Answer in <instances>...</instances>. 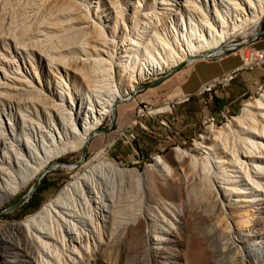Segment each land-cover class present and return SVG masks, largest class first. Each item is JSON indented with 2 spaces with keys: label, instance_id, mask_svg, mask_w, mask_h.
<instances>
[{
  "label": "bare ground",
  "instance_id": "6f19581e",
  "mask_svg": "<svg viewBox=\"0 0 264 264\" xmlns=\"http://www.w3.org/2000/svg\"><path fill=\"white\" fill-rule=\"evenodd\" d=\"M21 1L0 0L1 51L6 38L11 42L8 48L5 47V53H0V205L1 201L20 192L31 179L46 169L61 166L54 161L61 154L81 150L90 135H97V129L105 117L112 118L115 105L131 98L142 80L153 74L171 71L185 62L210 59L222 54L235 46L227 41L230 36L241 34L243 41L249 37L254 38L264 19V0H226L230 5L226 15L214 5V0L213 14L202 4L194 5L195 2L191 4L189 0H178L183 9L193 7L200 18L198 22L191 19L188 26L183 25L180 35L184 36V46L178 41L173 43L170 37L165 36L162 32H169L165 27L161 28L162 32L157 29V20L154 24L156 27L151 24V27L144 25L141 29L131 26L134 33L127 37L126 43L115 47L108 57L114 62L106 63L107 66L99 76L96 73L98 62L93 61L89 65L86 56H79L82 52L88 55L84 43L77 44L81 51L79 54L75 49L69 53L66 50L64 53L62 48L61 52L49 48L47 51L43 45L39 47L41 39L33 41L41 34L38 29L41 23L36 27L30 21L47 4L54 10L53 13L57 12L60 16L67 13L69 19H72L70 17L75 7H71L72 10L68 8L69 5L64 7L67 1L64 6L58 0H34L36 3L25 5ZM110 2L113 3L112 0ZM203 2L209 0H201L200 3ZM155 5H161L163 12L171 9H167L169 5L165 0H158ZM79 8H75L78 17ZM151 10L153 13L154 9ZM120 13L115 12L117 20ZM40 16L37 18L44 15ZM58 16L54 18L53 24L60 29L63 19L60 20ZM131 16H128L130 20ZM47 17L43 18L47 20ZM155 18L160 19L157 16ZM66 20L65 25L68 24ZM45 23L47 26L51 22ZM98 24L91 25L93 38L88 31V37L93 39L89 40L92 42L91 48L96 54L98 46L102 51V47L108 44L103 35L105 31ZM84 26L81 25V28ZM248 27L249 32L246 31ZM112 29L115 30L113 26ZM178 30L175 29L177 35ZM48 33L46 36H49ZM61 36L58 41H65ZM47 40L43 39L41 44ZM258 54H264V51H258ZM263 65L264 59H255L241 68L253 70ZM101 67L103 69L104 66ZM224 83L225 75L207 83V90ZM205 92L201 90L199 93ZM169 108L170 104H167L151 109L148 113L151 116L160 115ZM214 122L215 118L205 122V131L199 134L200 141L194 143L205 153L206 157L201 158V161L187 151L175 148L171 162L156 156L154 163L140 172L135 168L120 167L108 158L107 152L111 145L102 146L92 160L81 163L71 180L44 202L37 212L23 221L4 226V232H0V248H5L10 255L5 252V258L0 256V264H92L119 248L118 243L121 246L124 240L139 236L138 232L144 227L147 232L141 238L149 243L153 241L162 244L171 240L173 222L182 212V207H188L192 214L194 211L195 220L208 227L209 233L208 236L205 234L204 241L215 238L210 237L211 231L219 237L220 248L217 251L224 254H218L215 258H220L222 264H230L232 261L236 264H264V259H257L250 245L258 241L264 249V219H261L264 216V88L258 97L246 101L239 114L227 124L217 128ZM185 160L187 167H182ZM73 166L62 167L71 170ZM173 173H178L181 178L183 175V178L176 184L171 181L172 184L166 185L160 192L151 189L156 200L152 206L144 208L141 203L143 199L134 200L131 197L133 193L130 194V190L126 189L132 181L137 185L141 179L150 181L153 174H157L164 183ZM150 185L152 188V183ZM161 194L168 200H176L177 204L167 202Z\"/></svg>",
  "mask_w": 264,
  "mask_h": 264
},
{
  "label": "rangeland",
  "instance_id": "374dc122",
  "mask_svg": "<svg viewBox=\"0 0 264 264\" xmlns=\"http://www.w3.org/2000/svg\"><path fill=\"white\" fill-rule=\"evenodd\" d=\"M17 1H21V0H17ZM29 1H31V0H29ZM29 1L28 0L27 1L22 0L20 3L21 4L23 3L25 5V4H32V2H33V4L38 2V0H35L36 2H34V0H32L31 3ZM58 1H59V4H62L63 6L65 5V3L67 1V3H66L67 5L64 7H67L69 5L68 8H70V9H71V7L72 8L73 7L79 8L80 7L81 8V9L79 8L80 12H78L79 17L76 15L77 12L75 10H77V9L74 8V10L71 9L74 12L73 13L71 11L73 15L71 14L70 18H72V19L68 18L67 13H66L67 15L62 14V16L65 19L61 18L62 16H60L57 12L53 13L54 10L52 11L51 7L49 8V4H47L48 6L46 5L47 7L45 6L43 8L44 10L41 8L45 12H43L40 9L41 11L38 12V15L35 17L37 18L40 15L41 16L44 15L45 17H47L49 15L48 16L49 19L47 17V20H46L43 18L44 16L43 17L40 16L41 17V18L39 17L40 19H38V18L34 19L33 18L32 19L33 22H32V20L30 21L31 24L34 23V25L33 24L32 25L36 26V27L40 26V23H41V26L38 29L40 30L39 32L41 33L40 36L43 34V36L45 38L43 36H41V37L37 36L36 37L37 40L34 39L33 41L38 42L39 39H41L38 43L39 47H41L43 45L42 46L43 49H45L47 51L49 48V50H52V51L59 49L58 50L59 52H61V50L62 51L64 50V53L66 51H67L66 53H69V52H72L73 49H75V51L79 52V54L81 53V51L78 50L77 46L80 45L81 42L84 43L85 50L87 51L88 55H85V53L82 52L79 56H81L82 58L87 57V64H89V65H91L93 61L98 62L99 64L97 63L98 69H97L96 73H99V76H100V73L107 66L106 63H108V62L112 63L113 60H111L108 57L110 56V54H112L114 52L115 47H117L118 45H122V44L126 43L128 41L127 39L130 37V35H132L134 33L135 30L131 29L132 27L137 28V29H138V27L141 29L142 26H144V25H147L148 27H151V25H152V27H153V25L156 23V20H157L156 24L159 23L158 24L159 26L156 25L157 29L161 30V32H162V29H161L162 27H165L166 29H168V31H169L168 33L165 31L162 33L164 35L166 34L165 36H167L168 38L170 37V40H172L173 43H175V42L177 43V41H178L181 43V46H182L183 45L182 42H184V36H182L180 34L183 32V27H184L183 25L185 24V26H188L192 20H193V22L200 21V18L198 17V14H196L193 7L191 9L189 7H188V9L187 8L183 9L182 3L179 2L178 0H174V2H173V0H171V1L165 0L168 2V5H169V6H167V9L173 8L172 9L173 11L170 9V10H164V12L161 9L162 8L161 5L160 6L158 5L159 8L157 7V5H155L158 0H155V1L154 0H138L139 3H137L138 1H136V0H130V1L129 0H127V1L126 0H112L113 3L110 2L111 0H108L109 2L107 0H62V1L58 0ZM73 1H74V3H73ZM114 1H115V4H114ZM125 1H126V3H124ZM175 1H176V3H175ZM189 1L191 4H193L195 2L194 5L202 4L203 6H206L208 8V10L211 11L210 14H213L212 13L213 0H209L210 3L209 2L200 3L201 0H189ZM171 2L173 5L171 4ZM77 3H78V5H77ZM141 3H143L144 5ZM214 3H215L214 5L217 6V8L219 10L221 8L220 11L224 15H226L225 14L226 11H229L228 9H229L230 5L228 4V1H226V0H214ZM126 4H127V6H126ZM146 4H148V6ZM110 5H111V7H110ZM114 5H116V6H114ZM138 5H141V7ZM108 6H109V8H108ZM113 6H114V10H113ZM132 6H133V9H132ZM151 6H154V7H151ZM176 6L178 7V9ZM115 7H116V9H115ZM122 7L124 9L125 8L126 9L124 10ZM137 8H138V11H141V12L137 13L138 12V11H136ZM141 8H142V10H141ZM45 9L48 10V13L51 11L52 12L48 14V13H46L47 10H45ZM151 9H154L153 13H152ZM174 9H176V10H174ZM186 9L189 11H187ZM120 10H123V11L121 12ZM109 11H111L112 15L110 14ZM118 11H119V13L121 12L123 14V16L120 13V16L118 17V20H117V18H115L116 17L115 12H118ZM168 11H170L169 14H168ZM171 11H172V13H171ZM148 12H150V14ZM80 13H81V15H80ZM126 13H127V15H126ZM141 13H142V15H141ZM164 13H166V14L164 15ZM54 14H55V16H54ZM106 14H107V16H106ZM134 14H136V16ZM144 14H147V15H144ZM154 14H155V16H154ZM180 14L183 16H181ZM51 15H53V16H51ZM58 15L60 16V20H62V19L64 20V21L63 20L61 21V25H60L61 28L60 29L58 26L56 27L53 24L54 18H56V16H58ZM97 15L99 17H97ZM50 16H51V18H50ZM72 16H74V17H72ZM84 16L87 18H85ZM126 16L127 17L131 16V20L129 19L130 17L127 18ZM156 16L160 19L155 18ZM83 17L87 20L84 21L85 19ZM89 17L91 18V20L93 18L94 19L91 21ZM132 17H134V19ZM164 17H165V19H164ZM79 18H80V20H81V18H83L82 20L84 22L81 23L82 20L80 21ZM121 18H123L124 21ZM141 18L143 19L142 21H141ZM149 18L150 19L152 18L151 19L152 21H150ZM154 18H155V20H154ZM167 18H169V19L167 20ZM42 19H44L45 21ZM135 19H138L139 21L135 20ZM228 19L230 20V16L228 17ZM35 20H36V22L38 20L37 25L35 24L36 23ZM51 20H53V21H51ZM65 20L68 23V24L66 23L67 25H65ZM39 21H41V22H39ZM42 21H44V24ZM73 21L74 22L77 21V23H80V24L76 23L77 24L76 25L75 23H73ZM93 21H95V22H93ZM209 21H211V20H209ZM45 22H47L48 24H49V22H51L53 25H50L51 24L50 23L49 25L51 27L49 25L46 26ZM85 22H86V24H85ZM88 22H89V24H88ZM38 23H39V25H38ZM93 23H96V24L99 23L98 25H100V26H98V27L103 28V30L105 31V32L103 31L105 33L103 35H105L107 43L108 44L110 43L109 44L110 46L107 44V46L105 45V47H102L103 48L102 51L99 50L101 47L98 46L97 47L98 48V51H97L98 54H96L95 51L93 52V50H92L93 47L91 46V43H92L91 41L93 39L91 40L90 36L88 37V35H90L92 32L91 31V25ZM160 23H162V24L164 23L165 26H164V24L162 25ZM107 24H108V26H107ZM133 24H135L137 27L133 26ZM149 24H151V25H149ZM69 25L72 27H70ZM81 25L82 26L85 25V26L81 28ZM87 25H88V27H86ZM48 26L50 27V29ZM53 26L56 27V28L54 27L55 30H54ZM105 26H107V27H105ZM112 26H113V28H115L116 31L112 29ZM114 26H117V27H114ZM156 26L154 25V27H156ZM43 27H44V29H42ZM57 28L60 31H61V29H65V30H62L63 33H62V31L57 32L56 31ZM175 29H179L178 30L179 35L176 34ZM44 30H47V32ZM49 30L53 31L54 33L57 32L58 35L53 34V32L51 34V31H49ZM170 30L173 32H170ZM88 31H90L89 32L90 34L88 33ZM246 31L249 32L250 27H248L246 29ZM48 32H50L51 35ZM47 33L49 36H46ZM170 33H172L174 36ZM59 35H63L61 37L64 38V40H65V41H63L64 43L61 42L60 40L58 41ZM125 35H127V36H125ZM144 35H145V33H144ZM234 35L230 36V38L227 40L230 43L235 44V46L232 49H230L233 51H225V55L232 54V55H235L236 57H239V54H241V52L244 50V47L246 45H250L251 47L258 49V51H264V19L260 23L258 35L255 36L254 38L249 37L248 40L243 41L244 38L241 36V34L237 33ZM65 37H66V39H65ZM174 37H175V39H174ZM47 38H48V40L50 38V40L49 41L47 40L46 41L47 43L44 41V44H41V42L43 43V39L46 40ZM86 38H88V39L86 40ZM91 38H93L92 34H91ZM6 39L8 40L9 38H6ZM7 40H5L6 44H3L4 49H2V51H1V48H0V53H5V49H6L5 47L7 46V48H8L9 43L11 44L10 39H9V41H7ZM89 40H91V41L89 42ZM125 40H127V41H125ZM50 41H51V43H50ZM7 43H8V45H7ZM85 43H87V44H85ZM47 44H48V46H47ZM57 45L59 46V48H57L58 47ZM73 45L75 46V48ZM53 46H55V47H53ZM86 46H87V48H86ZM89 47L90 48L92 47V48L90 49ZM60 48H62V49L60 50ZM219 49H221V48H219ZM58 51L56 50L55 52H58ZM107 52H108V54H107ZM234 52H236V54H233ZM7 54L8 53L5 54L6 57H8ZM225 55H223L222 57H224ZM197 60L218 61V58L197 59ZM197 60H195V61H197ZM195 61L185 62V63L179 65L178 67L174 68L171 71H167L166 73H162V74H158V75L153 74V75L148 76L147 77L148 79L145 78L144 80H142L140 85L138 86V89L131 96V98H129L126 102L118 103L115 105L114 114H113L112 118L105 117V119L102 121V123L100 124V126L97 129V131H98L97 135H94L88 141L87 147H86V153H85L84 158L81 160V162H79V161H80V158L82 155V149L84 147L78 151H66L65 154H61L58 158H56L54 160L55 162L61 164V166H58L56 168H51V170L48 171L40 179V181L38 182L36 188L34 189L32 194L30 195V197L23 204H21L20 206H18L16 209H14L12 211L7 210L8 207H10L11 205L18 202V200L24 194H26V192L29 190L30 186L32 185V183L34 182L36 177L31 179L28 182V184L22 188V190L20 192H18L17 194H15L14 196H12L8 199H4L3 201H1V205H0V232H4V230H2V229L4 228V226L7 223L23 221L29 215H32L35 212H37L39 210V208L43 205L44 202H46L48 199L52 198L66 183H68L71 180L72 176L79 169L81 163L83 164L84 162L92 160V157L94 156V154L100 148H102V146H104V145H111L110 148L108 149V152H107L108 158L110 160L116 162L122 168H135L140 172L144 171L146 169V167L153 164L154 158L156 156H162L167 161L171 162L170 161L171 156H172L171 154L173 152V149H175V148H180L182 150L187 151L190 155L199 159V161H201L200 160L201 158L206 157L203 149L197 148L194 144V143H196V141L197 142L200 141L199 134L204 133L205 128H206L205 122L208 119L215 118V122L213 124L215 127L219 128V127L223 126L224 124H227L231 118L237 116L240 111H238V113H229L228 119H225V121L219 122V121H217V117H215L214 115H212L210 113L201 115V113H198V111L196 110L197 113H194V115H193V122L196 123V126L199 125V131H198V133H196V135L193 138H185L188 141V143L184 146L181 145L177 141L176 133H179L180 129L178 128L176 130H173L172 121L170 120V117L173 114V113H171L173 110L171 105L167 111H165L164 113H160L161 117L166 116L167 120L169 121V124L166 126L168 128H166L165 132L155 131L152 134H145V133L141 132L143 130H141L138 126H134V121H133L134 117H135V109L138 106H140V102L145 103L147 105L148 112H149V110H151V109L154 110V109L163 107V106H165V104H167V102L174 101L173 97H174V94L176 91L175 85H178V83L181 82L186 77V75L184 76V78L181 81H179L177 83H175L176 77L181 72H183L185 70H188V73H189L191 71V69L193 67V63ZM101 65L104 66L103 69H101L102 68ZM99 66L101 68H99ZM260 67H264V65L260 66ZM260 67H255L254 69H257ZM249 71H251V70H249ZM91 74H93V73H91ZM261 85H262V88H264V84H261ZM261 89L259 90V87H258V91L256 92V94L254 96H252L251 98L246 99V101H249V100H252V99L258 97V95L261 93ZM246 101H244L242 103V105ZM242 105H241V108H242ZM148 115H150V114L148 113ZM146 117L148 118L149 116H146ZM156 117H158V115H156ZM127 129H134L136 134H137L135 140H133L130 143L126 142V137H128ZM169 135L173 136V138H171L170 140L167 138V136H169ZM192 139H195V141H192ZM138 145H140V147H141L140 149H141L142 153H140L138 151ZM186 164H187V160L183 161L182 167L183 166L187 167ZM68 165H72V166L74 165V166L71 170L67 169L66 167H62V166H68ZM172 175L173 176H171L169 178V180L166 181L167 184H166V182H164L165 184L162 183L163 181H161V179L159 178V176L157 174H153L150 181H148L147 179H145L146 181L141 179L139 181L138 185L135 181H132V182L128 183L126 189L130 190L129 191L130 194L133 193V194H131V197L134 200H140V201L142 199L144 200V201L142 200L143 202L141 201L142 206L144 208L146 206H149V205L152 206V205H154L152 203H154L156 200H155V193H154V191H151V189L160 192V189L165 188L166 185L172 184V182H174L176 184L178 181H180L183 178V175L181 178V175L179 176L178 173H176V174L173 173ZM153 177H154V179H153ZM176 177H178V178H176ZM170 179H172V180H170ZM174 179H176V180H174ZM147 182L152 183V188H150L151 183L147 184ZM154 184H156L155 189H153ZM148 186H149V188H148ZM160 186H163V187H160ZM149 189H150V191H149ZM151 197L152 198L154 197V199H152ZM161 197L169 203L174 202V204H177L176 200H174V201L168 200L169 198H167L164 195L162 196V194H161ZM148 198H150V199H148ZM146 203H149V204L147 205ZM145 213H146V211H145ZM194 217H195L194 211L192 214V212L190 211V209L188 207H182V212L177 216L176 220L173 222L174 225H173V230H172L173 234H171V240L166 241L165 243H162V244H155V243H153V241H151L149 243L145 239L141 238L142 234L144 232H147V229L144 227L143 230H140V233L138 232L139 236H137L136 238L133 237V238H130L128 240H124L123 243L121 244V246H120V243H118L119 248H117L115 251H112L111 253H109L108 256H105L104 258L96 260L92 264H119L118 262H120L121 264H222L220 261V258H217V259L215 258L219 254V252L217 251L220 248V244H219L220 239H218L219 237L214 236L213 231H211L212 233L210 232L211 234H209L210 237H212V238L215 237V238L210 239L209 241H206V240L204 241L203 238L205 237V234L208 236L207 233H209L208 227H206V225L200 223L199 221L195 220ZM261 219H264V216H262ZM158 225H159V223H158ZM125 236H123V237H125ZM250 245L254 248L255 253L257 254L256 258L259 259L260 261H261V259H264V252H263L264 249H263V247H261V243H258V241H254ZM5 252H6L5 248L4 249L0 248V256L1 257L3 256L5 258V255H6V254L4 255ZM222 254H224V253H220L219 255H222ZM7 255L9 256L10 253H7ZM221 257H223V256H221ZM200 258H201V260H200ZM198 259H199V261H198ZM230 264H236V262L234 263V261H232ZM245 264H247V263H245Z\"/></svg>",
  "mask_w": 264,
  "mask_h": 264
},
{
  "label": "crops",
  "instance_id": "0c3cea01",
  "mask_svg": "<svg viewBox=\"0 0 264 264\" xmlns=\"http://www.w3.org/2000/svg\"><path fill=\"white\" fill-rule=\"evenodd\" d=\"M241 67L240 58L229 54L221 57L218 61L197 60L193 63L189 73L188 70L181 72L176 77L175 83L181 81L185 75L186 77L178 85H175L174 101L167 102L173 108L171 112L173 114L170 117L173 130L179 128V133L184 138H193L198 133L199 125L196 126V123L193 122V115L197 113L196 110L201 113L203 100L206 98V92L199 93L201 91L199 88L201 84L207 81L212 79L215 81L223 77L224 75L221 74L227 71L236 76L229 82L222 94L212 96L207 104V111L215 117H218L220 111L224 109L228 113H238L242 103L254 96L258 91V87L260 90L261 84L264 83V67L251 71ZM219 89L220 86H217L211 90ZM186 98L189 99L186 100ZM158 119H163L166 126L169 124L166 116L148 117L144 121L147 130L141 132L145 134H152L155 131L165 132L168 127L161 125ZM167 138L170 140L173 136L169 135ZM140 148V145H138V151L142 153Z\"/></svg>",
  "mask_w": 264,
  "mask_h": 264
},
{
  "label": "built area",
  "instance_id": "2783aa9c",
  "mask_svg": "<svg viewBox=\"0 0 264 264\" xmlns=\"http://www.w3.org/2000/svg\"><path fill=\"white\" fill-rule=\"evenodd\" d=\"M228 51H233V50H228ZM233 54H236V52H234ZM223 55H225V52L222 54H219L216 57H212V58H221ZM210 58V59H212ZM239 58L241 61V65L244 64H249L252 63L255 59H264V54H258V49H255L253 47H251L250 45H246L244 47V50L241 52V54H239ZM221 75H225V83L224 84H220V89L219 90H207V82L210 81H214V79L207 81L203 84H201L199 90H205L206 91V98L205 100H203V107L201 109V114H208L209 112L207 111V104L210 101V99L212 98L213 95L215 94H222L224 92V89L226 88V86L229 84V82L236 76V75H229V71L221 74ZM264 84V83H262ZM228 111L226 109L221 110L220 113L218 114L217 117V121H225V119L229 118L228 115ZM146 116L149 117H154L155 116H151L148 115V108L147 105L145 103H141L140 102V106H138L135 109V117H134V126H138L141 130L146 131V125H145V119L147 118ZM159 123L163 126H166V122L163 119H158ZM128 132V137H126V142L130 143L133 140H135L137 134L135 132L134 129H127ZM177 135V141L181 144V145H186L188 143V141L182 137L179 133H176ZM192 141H195V139H192Z\"/></svg>",
  "mask_w": 264,
  "mask_h": 264
},
{
  "label": "water",
  "instance_id": "95a60500",
  "mask_svg": "<svg viewBox=\"0 0 264 264\" xmlns=\"http://www.w3.org/2000/svg\"><path fill=\"white\" fill-rule=\"evenodd\" d=\"M141 88V87H140ZM144 88V87H143ZM94 136V134L90 135L88 140H87V143L88 141ZM87 143L86 145L84 146V148L82 149V155H81V158H80V161L84 158L85 156V153H86V147H87ZM57 165L59 163H56ZM51 169H46L45 172H43L42 174L38 175L36 177V179L34 180V182L32 183V185L30 186L29 190L26 192V194H24L19 200L18 202H16L15 204L11 205L10 207L7 208L8 211H12L14 209H16L18 206H20L21 204H23L29 197L30 195L32 194V192L34 191V189L36 188L38 182L40 181V179L48 172L50 171Z\"/></svg>",
  "mask_w": 264,
  "mask_h": 264
}]
</instances>
